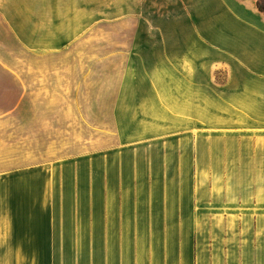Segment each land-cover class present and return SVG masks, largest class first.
Returning <instances> with one entry per match:
<instances>
[{"label":"crops","instance_id":"0c3cea01","mask_svg":"<svg viewBox=\"0 0 264 264\" xmlns=\"http://www.w3.org/2000/svg\"><path fill=\"white\" fill-rule=\"evenodd\" d=\"M0 182L90 264H264L258 0H0Z\"/></svg>","mask_w":264,"mask_h":264},{"label":"rangeland","instance_id":"374dc122","mask_svg":"<svg viewBox=\"0 0 264 264\" xmlns=\"http://www.w3.org/2000/svg\"><path fill=\"white\" fill-rule=\"evenodd\" d=\"M261 1L264 4V0ZM98 63L100 61H97ZM214 83H219V75L215 77ZM88 142L90 141H79L80 145H83L81 149L85 152ZM107 142L111 144V148L118 149V139ZM69 155L71 154L65 153V157ZM2 185L4 187H0V264H90L88 247L92 243L91 238L87 235L66 234L72 233L77 227L78 220L74 219L77 214L76 204L69 205V213L64 211L58 219L46 221L45 225L39 220L25 219L17 221L21 222L22 227H15L12 207L6 204V200L11 199L12 191L8 189L6 182H0V186ZM51 229L54 235H50ZM18 232L22 234L19 236ZM104 238L97 237L96 242L104 243ZM110 240L112 243H119L120 237L112 236ZM97 254L99 257L102 256V252Z\"/></svg>","mask_w":264,"mask_h":264},{"label":"trees","instance_id":"16d2710c","mask_svg":"<svg viewBox=\"0 0 264 264\" xmlns=\"http://www.w3.org/2000/svg\"><path fill=\"white\" fill-rule=\"evenodd\" d=\"M258 7H259V9H260L261 11L264 12V4L262 3L261 0H258Z\"/></svg>","mask_w":264,"mask_h":264}]
</instances>
